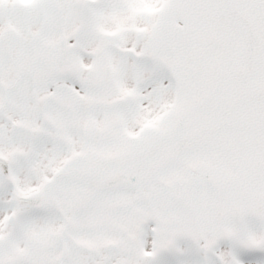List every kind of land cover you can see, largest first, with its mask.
Segmentation results:
<instances>
[{"label": "snow or ice", "instance_id": "6c2138e0", "mask_svg": "<svg viewBox=\"0 0 264 264\" xmlns=\"http://www.w3.org/2000/svg\"><path fill=\"white\" fill-rule=\"evenodd\" d=\"M0 264H264V0H0Z\"/></svg>", "mask_w": 264, "mask_h": 264}]
</instances>
